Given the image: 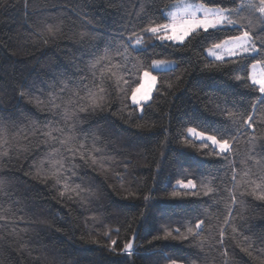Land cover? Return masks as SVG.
<instances>
[{"label":"trees","instance_id":"obj_1","mask_svg":"<svg viewBox=\"0 0 264 264\" xmlns=\"http://www.w3.org/2000/svg\"><path fill=\"white\" fill-rule=\"evenodd\" d=\"M179 1L0 0V264H264V96L248 79L264 51L205 55L244 31L264 48L260 0H192L235 26L181 45L143 31ZM145 70L156 88L134 106Z\"/></svg>","mask_w":264,"mask_h":264},{"label":"snow or ice","instance_id":"obj_2","mask_svg":"<svg viewBox=\"0 0 264 264\" xmlns=\"http://www.w3.org/2000/svg\"><path fill=\"white\" fill-rule=\"evenodd\" d=\"M249 7L255 8L257 11H259L262 15H264V0H260L259 6L250 4ZM197 13H202V16H198ZM182 17H184L179 24L176 23L177 20V13L171 12V35H168V29L169 24H155L150 25L143 29L145 32L152 33L157 37V39L161 40H171L174 42H179L181 44L184 43L186 37L199 35L200 31L202 30L204 33H209L210 30L214 32L221 31L225 26H235V22L232 19L231 10L227 8H218V9H211L208 7H205L203 3L199 5H192V4H185L183 6V11L181 13ZM163 30V34H161ZM145 39V37H138L135 41V43L132 45L133 47L140 46L142 43V40ZM228 50L231 52L233 56L241 55L242 53L251 54L256 51H264V48L257 49L255 46V41L253 38L249 35L247 31H244L241 35L238 36H232L228 37L218 43H214L211 48H209L208 54L211 56H214L216 60L223 61L224 57L222 54H220V51L217 50ZM119 52V50H117ZM125 58L127 59V49H125ZM96 63H99V61H96ZM162 66H165V61L163 60H153L152 67L154 69L160 68ZM95 67V65H93ZM255 67V65H253ZM143 77L146 80L155 81L156 77L152 75L149 71L145 70L143 72ZM252 84L258 85V90L261 93L262 96H264V78L257 79L255 76L250 77ZM237 80L240 79L239 76L236 77ZM127 83V81H125ZM119 86V85H117ZM140 87H143V84L140 85ZM100 93L99 95L101 97L105 96L107 94V88L102 82L99 85ZM140 90V88H136L132 91V101L134 104L140 105V100L137 99L136 93ZM149 98V93L146 91L142 97L143 100H147ZM55 106V104H54ZM86 110L83 106H81V111ZM252 117H249V120H251ZM248 121H245L247 123ZM49 131L46 133L47 136H51L53 139H57V137L53 136V131H60L63 132V129H53L51 125L48 126ZM251 127V125H249ZM189 133H194L197 136H200L202 139H206L211 141V143L215 146H218L219 152L221 154H225L231 150V144L228 139H225L221 137L220 139H217L215 135H206L205 133L198 131L197 129L193 127L188 128ZM83 148V145L81 146ZM73 155H75V152H73ZM82 159L85 157L82 155ZM63 164H61V167ZM189 186L195 187L193 182L191 180L187 181L186 183H182V187L188 188ZM260 191L264 192V185L259 186ZM211 189H209L210 191ZM207 194V192L205 193ZM63 195V193H61ZM147 199V197H146ZM203 221L198 223L196 227L199 229L201 227V224ZM191 231V229H189ZM186 238V237H185ZM113 244H115V241H113ZM132 248L131 243L127 244L125 246L126 251H130Z\"/></svg>","mask_w":264,"mask_h":264},{"label":"rangeland","instance_id":"obj_3","mask_svg":"<svg viewBox=\"0 0 264 264\" xmlns=\"http://www.w3.org/2000/svg\"><path fill=\"white\" fill-rule=\"evenodd\" d=\"M185 4H192V5H199V3L195 2V1H192V0H181L179 2H176L172 5H170L165 11H164V17H165V23L164 24H169V29H168V32L167 34L168 35H171V24H172V20H171V16H170V13L171 12H176L177 13V20H176V23L179 24L181 22V20L184 18L182 17L181 13L183 11V6ZM211 9H215V8H211ZM198 16H202V13H197ZM202 31V30H201ZM161 34H163V30L161 32ZM188 37H186L187 39ZM185 39V40H186ZM159 42H162V43H170V44H173V45H181V43L179 42H174V41H171V40H161V39H158ZM208 50V49H207ZM205 51V55L208 59L210 60H215V61H219V60H216L214 56H211L208 54V51ZM217 51H220V54L223 55L224 57V60L226 59H233V58H238V57H245V56H254L256 54V52H253L251 54H247V53H242L241 55H236V56H233L231 54V52H229L228 50L224 49V50H217ZM253 65H255V67H253ZM249 67L248 69V79H249V82L250 84H252V81H251V78L250 77H253L255 76L257 79H260V78H264V65H261V64H253ZM175 67V64L174 62H168V61H165V66H162L160 68H156L154 69L152 67V64L150 66V70L151 72H164V71H168V70H171ZM150 72V73H151ZM152 74V73H151ZM143 84V87H140V85ZM139 87L140 90L136 93V96H137V99L140 100V105H137V104H134L133 101H132V95L130 97V102L132 105L134 106H143L145 104H147L151 98H152V95L155 91V88H156V79L155 81H150V80H146L143 76H142V79H141V83H140ZM253 86H255L257 89H258V85H254L252 84ZM148 92L149 93V98L145 101L142 99L143 95L145 92ZM259 91V90H258ZM260 93V92H259ZM261 94V93H260ZM189 136L190 138H193V139H196L198 142H203V143H209L211 144V146L213 148H216L218 151V146H215L211 143V141L209 140H206V139H202L200 136H197L195 135L194 133H189Z\"/></svg>","mask_w":264,"mask_h":264},{"label":"water","instance_id":"obj_4","mask_svg":"<svg viewBox=\"0 0 264 264\" xmlns=\"http://www.w3.org/2000/svg\"><path fill=\"white\" fill-rule=\"evenodd\" d=\"M135 241H136V233L131 237V239H130V241H129V243H131V245H132L131 250H130V251H126V250L124 249V253H125V254H130V253L133 252ZM129 243H128V244H129Z\"/></svg>","mask_w":264,"mask_h":264}]
</instances>
